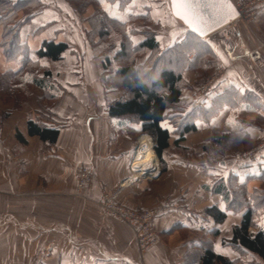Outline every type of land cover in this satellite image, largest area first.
<instances>
[{"label":"crops","instance_id":"obj_1","mask_svg":"<svg viewBox=\"0 0 264 264\" xmlns=\"http://www.w3.org/2000/svg\"><path fill=\"white\" fill-rule=\"evenodd\" d=\"M37 1V7L28 10L35 16L22 28L21 45L37 50L44 42H54L68 45L69 50L60 61L44 60L49 61L48 90L56 96L46 101L43 118L38 115L37 99L46 89L25 84L34 74L27 77L22 90L20 84L19 88L9 82L0 86L1 92L16 88L34 94L13 104L0 97V264H139L131 230L92 202L100 200L102 191L115 195L120 207L158 212L154 229L161 242L146 253L145 264H183L187 250L200 245L213 227L220 232L213 240L215 249L231 256L229 249H222L221 239L229 237L241 217L229 215L217 226L210 218L204 233L202 211L224 209L221 198L206 190L214 177L236 175L245 185L260 174L254 164L248 163L250 167L233 158L264 140V6L256 7L253 20L240 17L201 39L196 65L207 58L210 67L206 74L199 68L184 74L190 87L182 93V110H168L169 118L161 122L170 140L158 159L160 175L143 176L134 168L139 142L148 136L154 154L156 145L141 132L142 124L109 115V105L120 101L126 89L117 80L106 84L105 58L96 57L83 36L86 18L66 0ZM230 1L236 6L239 0ZM104 9L135 30L153 31L161 51L182 44L192 33L174 16L170 0H131L121 13L117 4ZM3 32L0 26V44ZM142 41L141 36L133 38L135 44ZM75 42L83 46L81 54ZM194 58L192 54L189 61ZM137 61L142 65L145 59ZM220 66L226 69L225 75L207 104L196 108V131L180 139L170 117L191 109L195 85ZM19 68V63H6L0 49V82ZM30 121L57 129L56 143L30 137ZM210 144H215L212 152L231 158L224 172L198 161ZM81 166L91 168L98 178L84 190L88 200L75 196L74 172Z\"/></svg>","mask_w":264,"mask_h":264},{"label":"trees","instance_id":"obj_2","mask_svg":"<svg viewBox=\"0 0 264 264\" xmlns=\"http://www.w3.org/2000/svg\"><path fill=\"white\" fill-rule=\"evenodd\" d=\"M119 1L126 6L131 0ZM37 3H39L37 0H0V4L5 6V9L0 8V26H3L4 30L0 48L3 49L6 61L23 62L21 70L17 74H6L0 82V86L3 85V82L10 81L11 76L18 75L19 81L16 83L21 85L20 89L22 90L24 81L28 76L34 74L33 80L27 81L25 84L46 89L43 92L45 93L44 99L38 100V115L39 118H43L41 113L45 109V102L47 100L54 101L56 95L48 90V84H51L48 79L50 71L45 68L41 69L39 65L37 70L42 74H36V69H30V65L37 67L36 63H31V59L34 56L38 59V63L40 60L57 62L68 52L69 47L66 44L44 42L39 49L32 50L27 45H21L22 28L35 16L34 14L29 15L28 10L37 7ZM22 12L24 16L20 18L19 14ZM96 20L93 31L95 33L97 30L100 40L102 38L108 40L113 33L115 38L111 43V48L104 54L106 84L109 85L111 81L117 80L126 89L125 95L120 101L109 105V115L112 118H122L129 122L142 124L141 132L152 137L156 145L154 151L161 161L162 151L169 147L170 140V133L161 127V122L169 118L168 110L172 112L182 110L181 106L184 103L181 98L182 93L190 87L184 81V74L198 68L201 69L200 72L206 74L210 67V62L207 61L205 55L206 61H203L201 66L200 64L196 65V58L198 60L196 48L201 47L199 44L201 38L191 33L182 44H176L161 51L155 33L146 27L140 32L129 27L126 21L112 19L101 13L98 14ZM136 36L143 37L144 41L135 44L133 37ZM101 42L103 43V41ZM201 50L200 53L204 54L205 49ZM147 51L151 52L148 60L146 59L142 65L136 64L137 60L147 54ZM192 54L195 55V58L193 61H189ZM206 54H210L209 51ZM114 61L119 62L121 67L116 71L108 70ZM31 71L34 72L31 73ZM16 90L12 89L9 92L7 88L4 93L8 92L14 95L23 93L21 90H19L20 92ZM22 95L24 96L22 100H29L30 97H33V93L30 91ZM189 103L191 109L187 113L173 114L170 117L171 123L177 126L181 134L180 139L184 135L196 131L193 124L196 108L204 107L207 104H201L193 99L189 100ZM175 118L178 120H174ZM27 131L30 137H38L41 141L52 145L56 143L59 133L57 129L47 128L37 121L28 122ZM214 146L215 144H210L206 147L207 152L198 157V161L219 167L225 157L223 154H215L216 150L213 153L211 149ZM248 163L252 164L251 166L253 164L257 166L260 174L252 176L245 185L239 183V178L236 175H229L226 178L214 177L212 183L206 186V190L221 198L224 209L210 207L202 211V219L206 223H210L211 218L216 226L224 224L229 215L241 217L239 224L232 225L229 237L221 239L222 249H229L236 254V257L222 254L215 249L213 240L220 235V232L216 227H213L205 234L200 245H194L187 250L183 264H248L245 257H253L255 260L264 262V229L260 228V223L264 220V171H262L264 155L256 161H246L245 164L250 166ZM218 170L224 172L220 167ZM250 183H257L258 186L251 189Z\"/></svg>","mask_w":264,"mask_h":264},{"label":"built area","instance_id":"obj_3","mask_svg":"<svg viewBox=\"0 0 264 264\" xmlns=\"http://www.w3.org/2000/svg\"><path fill=\"white\" fill-rule=\"evenodd\" d=\"M258 6H264V0H239L236 4V9L240 17L247 20H253ZM226 69L222 66L218 67L203 83L198 85L193 92V97L199 103L207 102L216 85L225 75ZM264 155V140L245 152L235 155L236 161H256ZM76 181L75 196L87 199L84 196V190L89 188L97 181L96 174L91 168L81 166L77 167L74 172ZM116 196L107 191L101 192V198L98 201H92L95 205L101 208L111 219L125 224L133 233L139 256V264H145L146 253L155 245L161 242L159 234L154 229V223L158 217V212L150 211H134L123 208L115 203Z\"/></svg>","mask_w":264,"mask_h":264},{"label":"rangeland","instance_id":"obj_4","mask_svg":"<svg viewBox=\"0 0 264 264\" xmlns=\"http://www.w3.org/2000/svg\"><path fill=\"white\" fill-rule=\"evenodd\" d=\"M49 1V0H48ZM50 2V1H49ZM66 2L68 3V5L71 7V8H73L74 9V11L82 18V17H84V18H86V19H84V23H85V29L83 30L84 31V34H83V36L87 39V41L89 42V44H90V47L92 48V51H93V53H94V55L96 56V57H98V58H105L104 57V54L106 53V51L108 50V49H110L111 47V43L114 41V33L111 35V37H109L108 38V40L106 39V38H102V40H100V37H98V35H97V30H95V33H94V31H93V29H94V24L97 22V20H96V18H97V16H98V14H105V15H107L109 18H112V19H115V18H113V17H111L112 15L111 14H109V13H106V11L104 12L103 10H105L104 8H105V6H107V8H108V6H110V7H113V6H115L116 4L118 5V12L119 13H121V12H124V10L126 9V6L125 5H122L121 3H120V1L119 0H116V1H114V0H103V2H102V0H66ZM130 3V2H129ZM128 3V4H129ZM0 8H3V9H5V6H3L2 4H0ZM91 10H94V12L92 13V14H90V11ZM23 14V15H22ZM22 14L20 13L19 14V17L20 18H22L23 16H24V13L22 12ZM100 16V15H99ZM143 29H140V32L142 31ZM138 31V30H137ZM137 37V36H136ZM134 38V37H133ZM101 41H103V43L101 42ZM75 45L77 46V48H79L80 47V50H79V53L78 54H81V52L83 51V46L80 44V46L79 45H77L76 44V42H75ZM79 46V47H78ZM172 47V46H171ZM1 49V48H0ZM1 52L3 53V49H1ZM70 52L72 53V50H70ZM150 53L151 52H148L147 54H145L142 58H144L145 60L147 59L148 60V58L150 57ZM79 56V55H78ZM79 60V59H78ZM5 61H6V59H5ZM42 61H43V64H42ZM49 61H44V60H40L39 61V63H38V59L37 58H35L34 56L32 57V59H31V63H36L37 64V67H34V66H32V65H30V69H38L39 68V65H40V67H41V69L42 68H45V69H48L49 70V68L47 67V66H49V63H48ZM137 62H139V61H137ZM136 62V63H137ZM6 63H8V64H10V63H19L20 64V68H19V70H21V68L23 67V62L22 61H17V62H8V61H6ZM105 64H106V58H105ZM105 66V65H104ZM121 67V64L119 63V62H115L114 61V63H112V65L109 67V69L108 70H110V69H119ZM18 70V71H19ZM104 70H105V67H104ZM18 71L17 72H12V74H17L18 73ZM31 72H34V71H31ZM39 72H38V70H37V73L36 74H38ZM39 74H42L41 72L39 73ZM207 79V78H206ZM205 79V80H206ZM113 80V79H112ZM204 80V81H205ZM16 81H19V76L17 75H15V76H11V78H10V81H8L10 84H11V86H15L16 88H19V87H17L18 86V84L16 83ZM203 81V82H204ZM111 84H114L115 83V80H113V81H111L110 82ZM7 84V83H6ZM198 85H200V84H198ZM198 85H195V87L193 88V90H192V92H191V99L190 100H195L194 99V97H193V92H194V90L196 89V87L198 86ZM6 87H7V85H6ZM16 88H14V89H16ZM1 89V88H0ZM17 91V90H16ZM9 92H11V91H9ZM18 92H20L19 90H18ZM44 91H42V92H40V93H38L40 96H39V98L37 99V107H38V100L39 99H44V97H45V93H43ZM17 94V93H16ZM23 93H18L17 95H14V94H10V93H4V92H1L0 91V97H1V99L2 100H6V103H12L13 104V102H18V101H23L22 100V98L24 97L23 95H22ZM19 97H21V99L19 98ZM33 97H34V94H33ZM25 100V99H24ZM46 103V102H45ZM39 108V107H38ZM156 155V154H155ZM156 159H159L157 156H156ZM229 159H231V158H224V160L222 161V162H224V164H225V168H222V167H220V164H219V167L220 168H222V169H227V166H228V161H229ZM226 160V161H225ZM233 160L235 161V159L233 158ZM221 162V163H222ZM226 162V163H225ZM160 163V162H159ZM212 166H214L217 170L219 169V167L217 166V165H212ZM158 168H160V165H158ZM252 188H254L253 186L251 187V189ZM262 224H264V220H262V222L260 223V228H262V229H264V227H261V225ZM202 232H204L205 233V231L207 230V223L203 220V224H202ZM252 232H256V231H252ZM207 233V232H206ZM204 237H205V234H204ZM239 255V257H241V255L240 254H238ZM231 256L232 257H236V254L235 253H231ZM242 258V257H241ZM245 259V261L246 262H248V264H264V262H262V261H260V260H255L253 257H245L244 258Z\"/></svg>","mask_w":264,"mask_h":264},{"label":"water","instance_id":"obj_5","mask_svg":"<svg viewBox=\"0 0 264 264\" xmlns=\"http://www.w3.org/2000/svg\"><path fill=\"white\" fill-rule=\"evenodd\" d=\"M173 10V14L176 18L182 20V22L189 28V30L197 37L203 39L209 35L219 31L226 27L230 23L239 18L236 7L230 0H170ZM178 5H189V7H177ZM180 11L182 13H189L196 17L198 24L195 26H189L183 19L176 13ZM156 156V155H155ZM159 165V160L157 159ZM220 167L225 168L224 162L220 163ZM150 166H146L144 172L152 170ZM139 173L138 170H136ZM160 175V170L157 172ZM146 176V175H143Z\"/></svg>","mask_w":264,"mask_h":264},{"label":"bare ground","instance_id":"obj_6","mask_svg":"<svg viewBox=\"0 0 264 264\" xmlns=\"http://www.w3.org/2000/svg\"><path fill=\"white\" fill-rule=\"evenodd\" d=\"M146 166L153 169L144 172ZM134 168L139 171L140 175L146 176H154L159 169L156 156L152 150V141L148 136H143L139 142Z\"/></svg>","mask_w":264,"mask_h":264},{"label":"snow or ice","instance_id":"obj_7","mask_svg":"<svg viewBox=\"0 0 264 264\" xmlns=\"http://www.w3.org/2000/svg\"><path fill=\"white\" fill-rule=\"evenodd\" d=\"M102 2H103V0H102ZM177 7L178 8L179 7L187 8V7H189V5H178ZM176 14L178 16H180V18L183 19L185 21V23L188 24L189 26H195L198 24L196 17H194L193 15H190L189 13H186V12L182 13L180 11H177ZM229 122L232 123L231 120ZM261 227H264V224H262Z\"/></svg>","mask_w":264,"mask_h":264}]
</instances>
